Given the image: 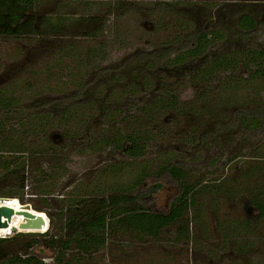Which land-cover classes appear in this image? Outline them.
Here are the masks:
<instances>
[{"label":"rangeland","instance_id":"1","mask_svg":"<svg viewBox=\"0 0 264 264\" xmlns=\"http://www.w3.org/2000/svg\"><path fill=\"white\" fill-rule=\"evenodd\" d=\"M38 1L33 15L40 33L0 36V99L11 104L9 114L0 113V141L9 142L2 156L9 152L14 159L13 177L0 181V195L18 192L23 200L5 197L8 205L45 213L48 227L40 234L50 229L48 214L51 232L64 235L62 221L88 210L74 203L112 193L151 191L144 204L165 213L179 190L160 169L179 165L188 181L221 186L200 192L202 210L187 212L190 237L178 241L180 221L159 241L113 235L80 264H264V222L238 239L227 228L240 230L260 217L250 200L264 188V134L219 131L264 102V81L246 63L264 51V0ZM244 14L256 21L253 30L240 27ZM215 30L222 39L197 58L134 62L170 49L173 60L193 33ZM223 57L235 64L204 74ZM131 133L147 138L140 157L127 155V141L123 149L113 144V135ZM18 148L25 152L11 153ZM20 233L28 234L13 223L0 229V238H13L0 246V264L30 256L55 264L52 252L40 251L49 238ZM65 258H81L76 245Z\"/></svg>","mask_w":264,"mask_h":264},{"label":"trees","instance_id":"2","mask_svg":"<svg viewBox=\"0 0 264 264\" xmlns=\"http://www.w3.org/2000/svg\"><path fill=\"white\" fill-rule=\"evenodd\" d=\"M39 3L38 0H0V36L9 37H24L37 35L40 31L36 30L35 17L33 12ZM240 27L244 30H253L256 27V21L249 15H243L240 20ZM192 40L190 45H186L185 52L177 54L172 60L170 57L173 51L161 50L151 52L150 54H143V57L136 58L134 62L148 60V63L161 64L170 63L175 64L181 63L186 58H197L204 55L208 50L209 46L220 39H222L221 31H200L192 34ZM247 64L255 66L252 72L256 77H259L264 81V51L255 52L252 56L247 59ZM232 64L231 59L225 57L219 59L217 64L213 65L210 69L212 73L214 68L229 69ZM209 74V75H210ZM253 75V77H254ZM175 100H172V106L178 111H182V114L187 113L186 109H183L177 104ZM11 104H7L5 99H0V113L7 115L10 113ZM148 112V111H147ZM149 115V113L147 114ZM2 118V117H1ZM240 127V128H239ZM242 128V129H241ZM0 124V137L4 134ZM241 129V130H240ZM264 102L260 105L255 106L249 114L245 111H241L239 119L229 121L220 127V132H234L238 131L240 136H245L246 132L252 131L254 134H264ZM135 132V131H133ZM113 144L119 149H123L122 142L127 141L129 147L125 150L127 155L132 157H140L145 151V144H147V138L139 133L126 134L124 136H112ZM7 140V138H6ZM0 141V176L6 175L5 178L0 181H9L13 177V170L11 171V164H13V158L11 156L3 155L6 150V144L8 141ZM7 151V150H6ZM24 153V148H18L11 153ZM12 159V161L10 160ZM18 159V158H16ZM261 170V169H260ZM260 173H263L261 170ZM257 173L255 172V175ZM188 172L179 165L168 164L162 166L160 169V176L170 178L173 183L178 186V194L173 199L170 207L165 213H155L151 211L145 204L144 199L149 198L150 193L142 194L137 190L131 193H112L107 197L101 199L88 198L82 202L74 203L77 208L88 209L84 216H80L79 213L71 212L70 216L62 221L61 230L64 231V235L54 234L51 230H55L54 217L52 214H48L50 217L51 225L48 232L44 234H31V233H20L16 236H28L38 235L41 237L49 238L44 244L41 245L40 251L45 253L47 251L52 252L55 255V264H80L84 261L87 256L88 261L92 260V256L97 254L103 246H105L113 235L122 234L124 236H132L136 240H141L146 237L152 238L154 241H159L161 234L165 232V229L172 226L177 222H184L182 226L177 230L179 235L178 241L187 239L190 237L189 224L184 220L192 209L202 210V204L199 201L200 192H211L216 193L221 187L218 185L209 184H196L188 181ZM149 174L145 175L144 180L148 178ZM143 183H140V185ZM199 185V186H198ZM139 185L137 184L136 187ZM135 187V188H136ZM25 188V181H21L20 189ZM257 193V194H256ZM254 195L253 204L256 205L260 211V217L256 223L250 224L247 220L245 223L240 225V230L235 229L236 226L227 227L230 228V238L238 239L241 237L242 232L248 229V226L252 227V230L260 226L264 222V188H259ZM155 194V193H154ZM228 194V193H227ZM142 195V196H141ZM145 195V196H143ZM0 197H7L13 200L16 199L22 202V198L18 192H10L9 195L2 194ZM72 202V201H69ZM23 204V203H21ZM24 205V204H23ZM37 212V211H36ZM247 234V233H245ZM244 234V235H245ZM227 235V237H229ZM15 237V236H14ZM229 240V238H227ZM13 242V238H0V246L6 245ZM246 246H251L246 243ZM72 245H76L79 250L81 258H65L66 253L71 249ZM245 245L242 249L247 248ZM248 249V248H247ZM2 256H0V260ZM5 259V258H4ZM5 264H44L42 260L36 259V257L27 258H15L8 260ZM83 264V263H82Z\"/></svg>","mask_w":264,"mask_h":264},{"label":"water","instance_id":"3","mask_svg":"<svg viewBox=\"0 0 264 264\" xmlns=\"http://www.w3.org/2000/svg\"><path fill=\"white\" fill-rule=\"evenodd\" d=\"M6 200L7 199L5 197H0V228L9 227L15 214L19 213L17 210L8 205ZM21 214L24 216V221L20 224L21 229H42L46 225L45 218L42 216H34V214L28 211L21 212Z\"/></svg>","mask_w":264,"mask_h":264},{"label":"bare ground","instance_id":"4","mask_svg":"<svg viewBox=\"0 0 264 264\" xmlns=\"http://www.w3.org/2000/svg\"><path fill=\"white\" fill-rule=\"evenodd\" d=\"M12 208L17 210L19 213L15 214V216L13 217L11 223H13V225L17 226L20 230L26 231L27 233H31V234L32 233H39V232L41 233V232H45L46 231V229L48 227L49 218L47 217V215H45V213H43V212H40V213L33 212L30 205L18 204L16 207H12ZM24 211L31 212L32 214H34V216H42L43 218H45L46 225L42 229H35V228L21 229L20 228V224H22V222L24 221V216L21 214V212H24ZM14 219H17L19 222L16 221V220L14 221ZM0 229H3V228H0Z\"/></svg>","mask_w":264,"mask_h":264},{"label":"flooded vegetation","instance_id":"5","mask_svg":"<svg viewBox=\"0 0 264 264\" xmlns=\"http://www.w3.org/2000/svg\"><path fill=\"white\" fill-rule=\"evenodd\" d=\"M252 201H253V199L250 200L251 209H252V210H255V212H258V214H259V216H260V211H259L258 207H257L256 205H254ZM13 205H14V204H13ZM13 205H12V206H13ZM12 206H11V207H12ZM16 206H17V205H16ZM13 207H14V206H13Z\"/></svg>","mask_w":264,"mask_h":264},{"label":"clouds","instance_id":"6","mask_svg":"<svg viewBox=\"0 0 264 264\" xmlns=\"http://www.w3.org/2000/svg\"><path fill=\"white\" fill-rule=\"evenodd\" d=\"M10 236V235H9ZM3 238H7V236L3 237Z\"/></svg>","mask_w":264,"mask_h":264}]
</instances>
